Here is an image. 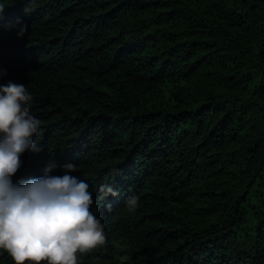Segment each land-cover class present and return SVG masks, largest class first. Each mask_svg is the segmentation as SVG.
<instances>
[{
  "label": "trees",
  "instance_id": "1",
  "mask_svg": "<svg viewBox=\"0 0 264 264\" xmlns=\"http://www.w3.org/2000/svg\"><path fill=\"white\" fill-rule=\"evenodd\" d=\"M4 3L0 84L43 145L13 180L78 165L106 232L78 264H264V0Z\"/></svg>",
  "mask_w": 264,
  "mask_h": 264
},
{
  "label": "clouds",
  "instance_id": "2",
  "mask_svg": "<svg viewBox=\"0 0 264 264\" xmlns=\"http://www.w3.org/2000/svg\"><path fill=\"white\" fill-rule=\"evenodd\" d=\"M4 0H0V18ZM27 26L21 24L18 37ZM7 69H0V77ZM32 94L23 83L9 80L0 84V249L16 264H78V253L103 245L106 232L101 219L91 210L93 193L86 179L77 173L78 165L66 162L63 174H53L58 165L51 161L44 174L26 180H13L28 150L39 152L41 121L31 111ZM104 198L118 196L112 183L100 185ZM138 197L126 200L134 210Z\"/></svg>",
  "mask_w": 264,
  "mask_h": 264
}]
</instances>
